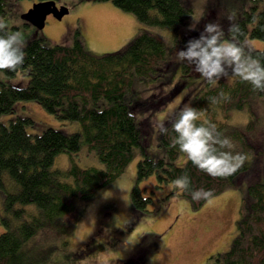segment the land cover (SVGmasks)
Returning a JSON list of instances; mask_svg holds the SVG:
<instances>
[{"label":"trees","instance_id":"16d2710c","mask_svg":"<svg viewBox=\"0 0 264 264\" xmlns=\"http://www.w3.org/2000/svg\"><path fill=\"white\" fill-rule=\"evenodd\" d=\"M95 1H111L123 12L133 14L141 25L170 33L171 43L167 45L139 29L121 50L95 56L78 39L68 47L36 38L26 45L24 65L16 72L4 70L7 78L26 71L28 82L26 86L0 84V116L14 113L18 102H37L58 121L75 122L79 129L66 134L46 128L32 135L26 132V126L34 125L28 116H17L8 125L0 123V188L4 189V175L18 187L13 193H5L0 209L4 228L0 234V264H53L55 257L67 250L76 221L70 215L79 203L94 199L123 173L135 148L140 149L142 157L136 166L137 184L130 192L134 214L147 211L151 200L142 196L138 184L150 176L154 175L157 185L162 186L173 185L175 179L187 175L193 189L211 190L212 199L226 190H239V174L251 170L260 155L249 134L264 122V92L231 77L230 82L219 80L215 84L200 81L190 107L229 137L237 151L246 154L247 160L237 172L213 177L187 158L183 165H176L183 153L173 146L171 123L175 115L164 124L168 132L159 134L164 157L148 158L142 130L128 111L132 100L127 103L124 96L130 94L135 81L162 77L161 67H166V59L174 53L172 41L180 44L178 31L187 25L192 10L180 0ZM6 4V0H0V16L5 14ZM240 13L229 22L226 38L230 24H238L239 39L248 54L264 62V9L254 5ZM246 40L261 42V49L248 46ZM183 41L187 42L185 38ZM181 65V80L196 79L188 74L185 63ZM233 110L247 114L244 130L223 123ZM82 145L95 152L105 169L79 167L71 157L66 169L52 168L58 155L76 153ZM179 195L196 210L210 200L193 201L188 193ZM235 224L236 236L229 249L209 257L207 264H264V180L247 186Z\"/></svg>","mask_w":264,"mask_h":264},{"label":"rangeland","instance_id":"374dc122","mask_svg":"<svg viewBox=\"0 0 264 264\" xmlns=\"http://www.w3.org/2000/svg\"><path fill=\"white\" fill-rule=\"evenodd\" d=\"M6 1L5 14L0 16V20L6 21L13 30H21L27 44L33 39L43 38L51 45L69 47L78 39L88 53L102 56L127 46L139 29L167 45L171 43L170 33L141 25L133 14L123 12L111 1L56 0V6H65L68 13L60 20L47 16L42 30L24 25L21 19L37 0ZM180 1L190 6L192 15L187 25L178 31L180 44L175 43L174 53L165 61L166 67H161L162 77L135 81L130 94L124 96L127 103L132 100L128 111L142 130V144L147 157L152 160L164 157V149L159 145L158 122L165 124L170 120L174 116L170 110L191 106L200 81H205L191 65L177 58L176 51L185 47L184 38L186 41L196 38L209 22L220 25L227 34L230 15L240 16V12L248 11L254 5L259 10L264 9V0ZM246 43L255 49L262 47L259 41L246 40ZM182 63L186 64L188 74L196 79L181 80ZM164 69H167L166 74ZM25 73L20 72L13 78L0 73V84L26 86L28 78ZM230 78L226 76L220 80L230 82ZM17 116H28L34 121L33 126H26V132L32 135L40 134L46 128L66 134L79 129L75 122L58 121L37 102L24 101L16 103L14 113L1 115L0 123L8 125L9 120ZM247 117L245 111L233 110L223 123L244 130ZM249 140L260 155L251 170L239 174V190H226L197 210L179 192H174L172 185L158 186L153 175L138 184L142 196L151 200L147 211L134 214L130 192L137 184L136 166L142 157L140 149L135 148L133 158L123 173L101 189L94 199L79 203L77 210L70 215L76 221L67 239V250L57 255L53 264H207L209 257L226 252L236 236L235 223L239 218L243 193L249 184L264 180V122L249 134ZM70 157L79 167L105 169L95 152H90L85 145L76 153L58 155L52 168L66 169ZM185 160L181 154L175 164L181 166ZM3 184L0 209L5 193L18 190L7 175L3 177ZM3 231L0 223V234Z\"/></svg>","mask_w":264,"mask_h":264},{"label":"clouds","instance_id":"9594fccd","mask_svg":"<svg viewBox=\"0 0 264 264\" xmlns=\"http://www.w3.org/2000/svg\"><path fill=\"white\" fill-rule=\"evenodd\" d=\"M228 19L234 21L235 15ZM228 33L226 38L220 25L205 24L198 37L188 40L182 50L176 51L178 60L191 65L208 84L231 76L264 92V62L248 54L246 45L239 39L238 24L231 23ZM26 44L21 30H13L6 21L0 20V73L16 72L24 65ZM172 47L175 48V42ZM170 111L175 115L171 123L173 146L198 169L213 177H228L245 164L246 154L237 151L234 142L222 135L215 124L202 120L196 109L185 106ZM157 128L161 134L168 132L161 122ZM172 187L180 193H188L193 201L209 200L213 195L211 190L193 189L187 175L175 179Z\"/></svg>","mask_w":264,"mask_h":264},{"label":"water","instance_id":"95a60500","mask_svg":"<svg viewBox=\"0 0 264 264\" xmlns=\"http://www.w3.org/2000/svg\"><path fill=\"white\" fill-rule=\"evenodd\" d=\"M67 13V8L65 6L57 7L55 1H37L31 9L21 16V19L26 24L42 30L47 16L52 15L55 19L60 20Z\"/></svg>","mask_w":264,"mask_h":264}]
</instances>
